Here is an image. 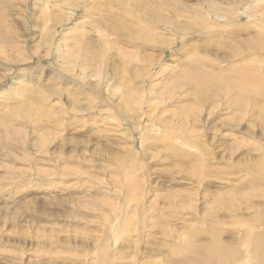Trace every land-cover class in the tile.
Returning a JSON list of instances; mask_svg holds the SVG:
<instances>
[{"label":"rangeland","instance_id":"1","mask_svg":"<svg viewBox=\"0 0 264 264\" xmlns=\"http://www.w3.org/2000/svg\"><path fill=\"white\" fill-rule=\"evenodd\" d=\"M134 1L0 0V264H188L180 232L205 253L215 222L244 259L242 220L264 210L246 173L264 170V0ZM237 47L234 72L260 82L220 106L196 70L233 84L218 55ZM177 127L192 150L163 140Z\"/></svg>","mask_w":264,"mask_h":264},{"label":"bare ground","instance_id":"2","mask_svg":"<svg viewBox=\"0 0 264 264\" xmlns=\"http://www.w3.org/2000/svg\"><path fill=\"white\" fill-rule=\"evenodd\" d=\"M138 1H140V0H137V1H134L132 4L133 5H135V3L136 2H138ZM258 3V0H253V2H251V5H252V3ZM250 5V4H249ZM256 7V6H255ZM254 7V8H255ZM257 8H258V5H257ZM253 9V8H252ZM251 9V10H252ZM260 9V8H259ZM263 10V9H262ZM245 11V10H244ZM247 11H250L249 9H247ZM253 11H254V9H253ZM252 11V12H253ZM255 11H257L256 10V8H255ZM259 11V10H258ZM257 11V12H258ZM251 12V11H250ZM251 12V13H252ZM256 12V13H257ZM229 13V12H228ZM234 13V12H233ZM256 13H254V14H256ZM258 14H262V12L261 13H258ZM210 15V14H209ZM208 15V16H209ZM228 15V14H227ZM230 13H229V17H230ZM235 15V14H234ZM233 14H232V16H234ZM216 17H217V15H215ZM226 16V15H225ZM253 16V15H252ZM211 17V16H210ZM236 17H237V15H236ZM256 17H258V16H256ZM262 17V16H261ZM219 18H221L220 16H219ZM251 18H254V17H251ZM216 19H218V18H216ZM219 20V19H218ZM254 20V19H253ZM214 21V20H213ZM216 21V20H215ZM228 21H230V20H228ZM255 21H256V18H255ZM258 22V21H257ZM137 23L141 26V28H143V24L140 22V21H137ZM202 23H203V27H205V29L207 30V32L209 31V29H211V26H209L210 24L208 23V22H206V21H202ZM215 23V22H214ZM214 23H211V24H214ZM261 23H263V25H262V28H263V32H264V22H261ZM217 24V23H216ZM257 24V23H256ZM222 25V24H221ZM252 25V24H251ZM160 26H161V23L160 22H157L156 23V26H155V28H153L152 29V31L155 33V34H152V36L156 39V42H150V43H152V44H154V45H160L161 43L158 41V36H157V34L156 33H160ZM214 28H216L218 25H212ZM223 26H225L226 27V25L224 24V25H222V27ZM219 27V26H218ZM240 27V26H239ZM252 28V27H251ZM262 28H260V29H262ZM213 29V28H212ZM257 29V28H256ZM259 29V28H258ZM128 32V31H127ZM124 33V36H126L125 38L127 39V40H129L130 38H131V36L130 35H128V33ZM152 32V33H153ZM209 33V32H208ZM249 33V32H248ZM250 34V33H249ZM256 34V33H255ZM257 34H259V33H257ZM256 34V35H257ZM231 35V34H230ZM256 35H254V37H252L253 39H255V37H256ZM210 36V35H209ZM208 36V37H209ZM259 36V35H258ZM262 36V35H261ZM230 38V37H229ZM263 38H264V36H263ZM214 39V38H213ZM220 39V38H219ZM257 39H258V37H257ZM160 40V39H159ZM215 40V39H214ZM255 41H257V40H255ZM264 41V40H263ZM214 42H216V40L214 41ZM254 43V42H253ZM261 43V42H260ZM215 44V43H214ZM252 44V43H251ZM212 44H210V46H211ZM217 45V44H216ZM250 45V44H249ZM248 45V46H249ZM222 46V45H221ZM220 47V46H219ZM245 47V46H244ZM214 48V47H213ZM216 48H218V47H216ZM241 48V47H240ZM239 47H237V50H236V48L235 49H233V51L231 52V53H226V54H224V55H218L217 53V55L220 57V59H221V61H225V62H227V67L228 68H230V70L232 69H234V70H236V68H237V65L235 64V62H233V59H235V58H239L238 56H240V55H242V52L239 50L240 49ZM246 48V47H245ZM242 49V48H241ZM208 50V49H207ZM251 50V49H250ZM255 50V49H254ZM262 50V49H261ZM260 50V51H261ZM166 51V50H165ZM249 51V50H248ZM259 51V52H260ZM252 52V51H251ZM257 52V51H256ZM163 53H164V51H163ZM216 54H215V56H216ZM223 54V53H222ZM250 54V53H249ZM257 54L258 53H256V56H257ZM252 55H254L253 53H252ZM162 56V55H161ZM218 56H216V57H218ZM139 57L140 56H138V59H139ZM207 56H205V58H206ZM199 58V57H198ZM200 59V58H199ZM153 60V59H152ZM159 60V59H158ZM200 60H202V59H200ZM199 60V61H200ZM227 60V61H226ZM147 61V60H146ZM203 61V60H202ZM205 61V60H204ZM242 61V60H241ZM254 62L256 61V62H258L257 61V59L255 58L254 60H253ZM148 62H151V60L149 61L148 60ZM153 62V61H152ZM206 62V61H205ZM205 62H202V63H205ZM212 62V61H211ZM202 63H200V65L202 64ZM148 64H150V63H148ZM155 64V63H154ZM186 64V63H185ZM199 64V63H198ZM206 64V63H205ZM208 64V63H207ZM239 64V63H238ZM255 64V63H254ZM183 65V64H182ZM244 65V64H243ZM157 66V65H156ZM202 66V65H201ZM200 66V67H201ZM241 66V65H240ZM199 67V68H200ZM243 67V66H242ZM247 67V66H246ZM254 67V66H253ZM153 68V67H152ZM255 68V67H254ZM185 69H187V68H185ZM194 69H196L195 67H194ZM252 69V68H251ZM234 70L233 71H230V72H233V74H234V80L232 81V83L233 84H230V83H222V84H218V85H216V86H211L210 85V79L213 77V76H217L219 73H223L224 72V69H221L220 67H210L209 68V70H208V66H202L200 69H198V70H196V71H198V75H196V76H199V77H201L200 79L201 80H207V84H208V86H209V90L208 91H206L205 93L206 94H209L210 96H215L216 97V95L218 96V98L221 100V101H218L219 102V104H220V106H223V105H227V104H233V105H235V106H237V107H239L240 106V103H241V101H244L243 100V95H241L240 93H244V89H248V88H250L251 90H253L254 88H255V83H256V81L258 80L257 78L258 77H255V76H252V74H250V75H246V74H244V73H239V72H234ZM245 70V69H244ZM190 71V70H189ZM253 71V70H252ZM183 72L184 73H186V71H184L183 70ZM181 73H182V71H181ZM204 73H208L210 76L209 77H204ZM187 75V74H186ZM190 74H188V76H189ZM258 75V74H257ZM261 75V74H260ZM193 76H194V74H193ZM190 77V76H189ZM188 77V78H189ZM204 78V79H203ZM191 80H192V78H190ZM197 79V78H196ZM259 81V80H258ZM182 82V81H181ZM186 82V84H188L189 83V81H184V83ZM198 83V80H195V81H190V84L191 85H193V84H197ZM260 82V81H259ZM183 83V82H182ZM200 83V82H199ZM202 83V82H201ZM205 83V82H204ZM263 83V82H262ZM257 84H259L258 82H257ZM256 84V85H257ZM264 84V83H263ZM183 85V84H182ZM187 86V85H186ZM186 86H183V87H186ZM189 86V85H188ZM187 86V87H188ZM259 86V85H258ZM257 86V87H258ZM260 86H262V85H260ZM264 86V85H263ZM263 86H262V88H263ZM248 87V88H247ZM261 89V88H260ZM201 90V87L198 89V91H200ZM203 90V89H202ZM228 90H230V91H228ZM254 90H256V89H254ZM204 91V90H203ZM231 91H234L236 94H239V96H237V97H232L230 94H231ZM257 91H260V90H257ZM201 93V92H200ZM204 93V92H203ZM204 93V94H205ZM257 94H258V92H257ZM260 95V94H259ZM202 96V95H201ZM255 96H257V95H255ZM204 97V96H203ZM264 97V96H263ZM202 98V97H201ZM244 98H246V97H244ZM250 98V97H249ZM170 99V98H169ZM204 99V98H203ZM250 99H254V98H250ZM249 100V99H248ZM250 101V100H249ZM248 101V102H249ZM165 102H166V100H165ZM222 102V103H221ZM253 102V101H252ZM250 103H251V101L249 102V105H250ZM257 104V103H256ZM240 108H238V110H239ZM240 111V110H239ZM264 113V112H263ZM180 126H183V123H182V121L180 122ZM166 128V127H165ZM178 128V130L177 129H175L174 131H179V134L178 135H176L175 133H166L164 136H163V140H165V141H168L169 142V140H172V138H174L175 140H176V142H177V144H179L180 143V147H183V148H188V149H190V150H192V147L190 146V144H189V142H185L184 140H189V135L188 134H185L186 132H184L185 131V129H180V127H177ZM180 129V130H179ZM151 132H152V130H151ZM158 132V131H157ZM156 133V132H155ZM180 137L183 139H180ZM179 146V145H178ZM203 159V158H202ZM250 169H251V167H250ZM258 169H260V168H258ZM261 170V171H260ZM260 170H258V171H254V173H253V171H251V172H249L247 169H246V173L248 174V176H249V174H251V175H253V174H255L256 176H257V178H259L261 181L264 179V170H262V169H260ZM247 176V175H246ZM256 178V179H257ZM129 179V178H128ZM258 179V180H259ZM261 181H259V182H261ZM258 182V181H257ZM131 183V182H130ZM251 184H253V183H251ZM260 185V184H259ZM256 186V185H255ZM258 186V185H257ZM262 186H264V185H262ZM261 186V187H262ZM259 187V186H258ZM264 188V187H263ZM143 195V194H142ZM256 196V195H255ZM258 197V196H257ZM136 198V197H135ZM246 198V197H245ZM263 198H264V195H263ZM174 201V200H173ZM243 201V200H242ZM246 201V200H245ZM263 201V200H262ZM244 203V202H243ZM173 204V203H172ZM183 204V201L182 200H180V204H179V202H178V206H180V205H182ZM241 205V204H240ZM252 206H253V204H252ZM255 207V206H254ZM256 209V208H255ZM166 210V209H165ZM160 211V210H159ZM163 214V213H162ZM170 214V213H169ZM135 215V214H134ZM166 215H168L167 213H166ZM171 215V214H170ZM251 215V217L250 218H247V219H244V220H242V222L244 223V224H249L250 226H253V227H258V230L257 231H255V232H252L253 230L250 228V227H248L244 232H243V234H242V236H241V238L239 239L238 238V240L239 241H237L238 243H239V247H242L243 249V251L241 250V257L244 255V259H245V257H246V259L247 260H245V261H248L247 263H245V264H264V210H261V211H259V210H254L253 211V213L252 214H250ZM170 217V216H169ZM174 217H176V216H174ZM179 217V216H178ZM217 217V216H216ZM231 218H233L232 216H230ZM246 217V216H245ZM249 217V216H248ZM204 220L205 221H207V218L205 217L204 218ZM161 221V220H160ZM221 224H219V223H217V222H215V223H211V226L209 227V229L207 230V232H206V234H207V237H208V244H207V246L205 247V253H204V251H200L199 249H196L195 247H193L192 246V244H193V242L194 241H196V240H194V238L197 236V233H195V232H191V234H186V233H188V232H178L180 235H178V233L176 232V234L173 232V234H172V232L171 233H168L169 231H165L167 234H170V236H172V238H173V236H175L176 237V235L177 236H182V238L183 239H181L180 241V244L179 245H177V246H175L174 248H173V252H171V253H173L172 255H174V256H179L180 254H185V253H188L189 255H186V256H188L187 258H186V260H190V263H188V264H208V263H210L211 262V264H242L243 262H245V261H242V259L243 258H240V260H236V259H234V257L235 258H237L238 257V254H237V252L236 251H234L233 249H232V247L231 246H228L227 245V243L226 242H223L222 241V239H221V235H223L221 232L222 231H218L217 230V228L220 226ZM223 225H224V222H223ZM107 226V225H106ZM157 226V225H156ZM191 228H194L195 227V225L194 224H191V226H190ZM86 229V228H85ZM261 229V230H260ZM82 230V229H81ZM165 232H164V234H165ZM237 232H238V230H237ZM167 234H165V236H168ZM172 234V235H171ZM181 238V237H180ZM139 240V239H138ZM177 240V239H176ZM178 241H179V237H178ZM131 247V246H130ZM172 251V250H171ZM136 252V251H135ZM242 253H244V254H242ZM191 255L193 256V255H197V256H195L194 257V261L192 260V258H191ZM170 256V255H169ZM169 258V257H168ZM166 259V260H164V261H161V260H159V262L160 263H156V264H162V262H164V264H186L185 262H183V261H178V262H176L173 258H171V260H169V259ZM253 258V259H252ZM243 259V260H244ZM212 260V261H211ZM238 261V262H237ZM240 261H242V262H240ZM183 262V263H182Z\"/></svg>","mask_w":264,"mask_h":264}]
</instances>
